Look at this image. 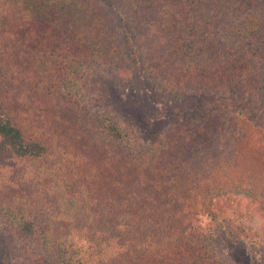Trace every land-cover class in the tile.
Masks as SVG:
<instances>
[{
	"label": "trees",
	"instance_id": "16d2710c",
	"mask_svg": "<svg viewBox=\"0 0 264 264\" xmlns=\"http://www.w3.org/2000/svg\"><path fill=\"white\" fill-rule=\"evenodd\" d=\"M216 1L0 0L8 264H227L224 225L204 192L232 181L264 209V173L249 143L221 152L197 130L249 124L264 144V0H252L262 12L250 30ZM116 13L166 88L211 93L197 108L209 113L195 130L205 147L181 149L186 137L172 133L147 143L117 111L97 108L99 78L127 68Z\"/></svg>",
	"mask_w": 264,
	"mask_h": 264
},
{
	"label": "rangeland",
	"instance_id": "374dc122",
	"mask_svg": "<svg viewBox=\"0 0 264 264\" xmlns=\"http://www.w3.org/2000/svg\"><path fill=\"white\" fill-rule=\"evenodd\" d=\"M205 1L207 3L210 0ZM218 2H225V6L219 13L221 14L224 8L228 12H232L233 19L242 21L243 28L246 27L250 30L253 24L259 25L261 17L254 22L249 21L257 15L261 16L262 9L254 1L217 0L216 4ZM115 10L117 11L116 8ZM117 13L115 19L119 22L117 27H119L122 35V45L125 46L122 56L124 55L128 61L127 68L123 69V73L118 76L119 73L114 72V75H103L99 78V84L95 88L99 93L97 92L98 94L96 93L97 95L93 98L98 100L100 97L97 108L102 112L117 111L126 122L133 126L138 135L141 134V138L147 143H152L158 139H166L167 135L172 133L173 137L176 138L180 135L186 137L187 140L181 149H185L190 143L195 142L199 144L198 147H205L207 142L205 138L195 136L197 131L199 134H202V132L207 134L208 142L221 152L230 151L231 144L240 142L245 146L249 143L253 148L251 162L257 163V165L254 163L251 165L260 168L261 164L262 173H264V144L259 141L260 131L249 124H246L247 128H244V124L235 126L224 120L221 125L218 123L210 126L208 123H203L199 130L195 131L199 123L209 114L207 110L197 111V108L210 102L212 99L211 93L202 95L201 89L195 92L194 88L179 83L171 84L172 86L169 85L166 88L162 84L159 72L154 65L147 64L145 66V59L143 60L140 56L144 52V48L142 49L138 38L135 41L132 39L134 32L129 26L128 17H125L123 13L121 17ZM261 25L260 30H263V33L260 31L259 33L263 37L258 34L257 39H263L264 41V27ZM123 37H125L124 40ZM236 37L239 38L237 35ZM133 46L135 48L131 50ZM255 48L257 49L258 46ZM258 51L255 50V52ZM259 53L261 52L259 51ZM255 58L257 63L258 57L256 54ZM174 79L177 78L174 74H171L170 80L173 81ZM91 88L93 90L92 84ZM168 88H171V90H168ZM88 90L90 93L92 92L91 89ZM87 92L84 94L85 96L89 95ZM93 93L95 92L93 91ZM250 99L254 104L259 103L255 98L252 99L251 97ZM244 135H247V137H244ZM242 137L244 138L242 139ZM209 146L211 147V145ZM192 148L190 146L188 149L191 150ZM258 159L259 161H257ZM232 183L231 181L227 184L232 186ZM231 186L224 185L223 191L221 190L222 193L218 189L208 193H206L207 191L204 192L210 207L217 210L224 225L222 245L228 256L227 264H264V253L263 256H257L259 249L264 248L262 247L264 246L262 245L264 243V209H262V201L257 200L254 203V199L239 194ZM252 204L256 207V210ZM258 208H260L262 214L258 212ZM6 224L0 218V264H8L9 259L13 257L12 236L7 230Z\"/></svg>",
	"mask_w": 264,
	"mask_h": 264
}]
</instances>
